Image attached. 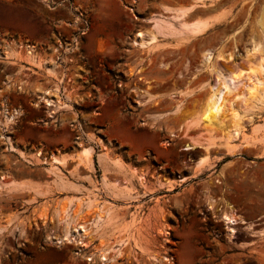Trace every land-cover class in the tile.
I'll return each instance as SVG.
<instances>
[{
	"label": "rangeland",
	"instance_id": "374dc122",
	"mask_svg": "<svg viewBox=\"0 0 264 264\" xmlns=\"http://www.w3.org/2000/svg\"><path fill=\"white\" fill-rule=\"evenodd\" d=\"M239 1L210 35L157 50L133 44L143 27L131 6L105 20L102 0H0V264H264V78L231 150V121L196 122L211 79L200 47L217 45L233 70L264 53V0ZM110 31L114 43L97 46ZM32 50L44 51L37 72ZM29 73L47 84L25 92ZM195 140L215 146L187 150ZM80 144L93 167L75 191L50 192L51 175L83 163ZM67 150L75 166H53ZM228 210L245 220L234 232ZM103 245L115 259L101 261Z\"/></svg>",
	"mask_w": 264,
	"mask_h": 264
},
{
	"label": "bare ground",
	"instance_id": "6f19581e",
	"mask_svg": "<svg viewBox=\"0 0 264 264\" xmlns=\"http://www.w3.org/2000/svg\"><path fill=\"white\" fill-rule=\"evenodd\" d=\"M151 22H153L151 26L152 28L148 31V33L150 34L152 32L153 33L165 32L167 30H170L172 27V25L169 22H167V20H164L163 18H160V17L158 19L152 20ZM190 26L195 27L194 28L195 32H200L202 30H205V28L207 27V20L206 21L198 20V21L191 23L190 25H186V27H190ZM145 33L146 32L144 31L137 32L133 40V44L139 47L148 46L151 41L150 40L147 41L145 39V37H147L145 36ZM152 37L155 39L154 35ZM152 37L150 38L152 39ZM6 55L8 57L10 56L13 57V55H16L15 49L13 48V46H10V45L8 46ZM261 55L262 56H259V57L257 56L255 57L253 56L250 58L248 57L249 58V69L248 70H245L242 68L241 69L239 68V70H233L229 68L227 69V66L226 68H224V66L221 65L220 61L222 60L229 61L231 59L224 58L222 54L213 55L211 51H207L204 55V62H205V65L207 66L208 72L210 73L211 79L207 83V95L201 107V113L198 117V120H196V122H198L200 125L202 124V126L204 124V126L208 128H216L217 124L224 126V124L227 121H228L227 123L231 121L232 123L231 126L233 127L232 136H230V139L224 143L226 148H228L229 150H231L234 147V143H232L233 138L237 137L240 134L239 127L242 124L240 110L242 109V106L247 107L248 100L253 97L254 93L257 91L258 88L260 89V85L262 86L263 78H264V53ZM27 57L30 62L37 63V55L33 50L27 52ZM41 62H38V63L41 64ZM54 66H57L55 61H53L52 64H48L47 70H49V72L52 73ZM254 78H256V80ZM247 80H249L250 83ZM253 80L256 82H254ZM46 91L47 92L45 93L48 94L49 91L48 90ZM43 100H45L48 105L55 104L53 103V99L50 98L49 96H44ZM17 116L18 115L15 112L8 113L7 121H11ZM258 127L260 128V126ZM214 143L215 142H213V140H210L209 144L207 143L206 146H203V145H200V143L198 144V142L195 140L194 144L186 143L185 148L187 150H192L197 147H203L205 149H209L215 146ZM80 145L81 146L77 151V157L80 159V161L85 163V165H88L89 167L92 168L93 167V155H94L93 146L86 145V144H80ZM36 154L37 156H41L40 152H37ZM51 158L52 160L50 162L55 167H59L58 165H62L64 163V158L62 154H54L51 156ZM206 158H207L206 156H201L196 164L200 166L206 161ZM108 169L110 168L108 167L107 170ZM143 179L144 177H142L141 180ZM143 183L145 184V181H143ZM0 188H1V184H0ZM63 213H65L63 218L67 221L68 218H66L67 217L66 211ZM223 218L228 223V225H230L229 230H232L233 232H234V228L231 227V225H235L237 223L245 221L243 219V216L238 215L237 213L234 212V210L225 211ZM67 223H69V221H67ZM69 233H70V230H69V224H68V227L65 230L64 236L68 237ZM116 254H117V250H115L114 247L110 245L109 246L103 245L102 248L99 250V257L101 261L113 260L115 259ZM156 261L154 262L156 263Z\"/></svg>",
	"mask_w": 264,
	"mask_h": 264
},
{
	"label": "crops",
	"instance_id": "0c3cea01",
	"mask_svg": "<svg viewBox=\"0 0 264 264\" xmlns=\"http://www.w3.org/2000/svg\"><path fill=\"white\" fill-rule=\"evenodd\" d=\"M98 9V19L105 20H113L116 19V16L113 15V8L117 7H129L131 6L132 11L141 19L142 22L138 25L143 27L145 33V39L147 41H153L147 47L156 48L157 50H164L169 48H176L180 45H184L185 43L191 42L195 39L205 37L211 34L212 29L217 27L218 25H224L230 22L236 13L238 5H241V1L239 0H102ZM163 18L167 20L172 27L170 30L165 32H155L148 33V31L152 28V20ZM206 21L207 27L205 30L200 32H195L193 26L186 27V25H190L195 21ZM159 33V34H158ZM154 35L155 39L152 37ZM97 36V46L101 44V40L105 41V48H109L111 44H113V40L116 38L115 31L108 32L106 34H96ZM152 37V39L150 38ZM150 38V39H149ZM209 47V48H208ZM219 47L216 46H208L204 45L200 47V53L209 51H217ZM37 55V63L29 62L34 66L33 70L37 72L39 68L38 62L44 61V51L40 53L38 50H34ZM16 54V50H15ZM29 83L26 80L24 86L25 92L32 93L34 90H38L39 86L42 84H47L46 79H34L33 73H29ZM202 77H208L209 75L206 73L200 74ZM209 78V77H208ZM13 83V82H11ZM39 85V86H37ZM64 156L65 163L68 164L71 168L74 165V158L72 153L67 150L62 153ZM77 161V159H76ZM64 163V164H65ZM81 163V162H80ZM75 170V171H74ZM87 167L84 163H81L76 167V169L66 168L64 172V176H55L51 175L53 180L50 182V192L51 191H59L61 193L64 192H72L74 189L72 188L74 181H78V175L81 178H84L83 173L86 172ZM76 172V173H75ZM75 191V190H74ZM44 192V191H43Z\"/></svg>",
	"mask_w": 264,
	"mask_h": 264
}]
</instances>
